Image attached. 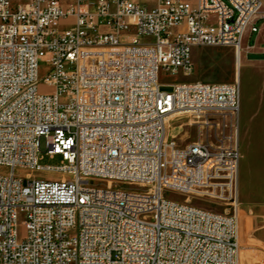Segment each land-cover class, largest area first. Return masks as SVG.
<instances>
[{
  "label": "built area",
  "instance_id": "2783aa9c",
  "mask_svg": "<svg viewBox=\"0 0 264 264\" xmlns=\"http://www.w3.org/2000/svg\"><path fill=\"white\" fill-rule=\"evenodd\" d=\"M262 29L264 0H0V264H240L238 131L168 135L179 114L238 126L239 81L159 77L193 75L194 48L240 64Z\"/></svg>",
  "mask_w": 264,
  "mask_h": 264
},
{
  "label": "rangeland",
  "instance_id": "374dc122",
  "mask_svg": "<svg viewBox=\"0 0 264 264\" xmlns=\"http://www.w3.org/2000/svg\"><path fill=\"white\" fill-rule=\"evenodd\" d=\"M261 25V22L258 26ZM70 24L62 22L61 30H67ZM264 29L249 37L248 33L242 42L243 55L241 66V80L237 76V61L230 48H194L192 61L195 64V73L185 77L161 73L159 84L161 91L172 93L174 85L181 82L201 80L214 83L240 82L241 111L239 125L231 120L221 122L220 126L201 128L198 120L190 114H179L168 124L169 138L184 146L199 140L209 141L220 145L236 130L240 142L239 165V198L241 211L239 217V233L241 243V264H264V60L251 62L258 57L250 55L248 50L252 46H263ZM50 72L47 63H41L39 75L46 76ZM48 90L41 87L40 92ZM42 151H45L42 143ZM60 159H48L43 165H57ZM9 170L0 168V174H8ZM15 174L26 178L52 177L58 175L42 172H32L17 169ZM126 188V187H125ZM173 198H180L177 194ZM193 204L221 211L206 202L193 200ZM24 217L19 219V233L22 237L26 229L23 226Z\"/></svg>",
  "mask_w": 264,
  "mask_h": 264
},
{
  "label": "crops",
  "instance_id": "0c3cea01",
  "mask_svg": "<svg viewBox=\"0 0 264 264\" xmlns=\"http://www.w3.org/2000/svg\"><path fill=\"white\" fill-rule=\"evenodd\" d=\"M248 53L250 55L258 57L257 59H255L254 61H251V62H258V61L264 60L263 59L264 58V38H263V46H261V47L252 46L251 50H248ZM241 66L242 65H240V68H241ZM240 204H241V201H240ZM240 211H241V208H240ZM240 264H241V250H240Z\"/></svg>",
  "mask_w": 264,
  "mask_h": 264
},
{
  "label": "bare ground",
  "instance_id": "6f19581e",
  "mask_svg": "<svg viewBox=\"0 0 264 264\" xmlns=\"http://www.w3.org/2000/svg\"><path fill=\"white\" fill-rule=\"evenodd\" d=\"M237 76L241 80V68H240V64L239 63L237 64ZM239 244H240V249H241L240 233H239Z\"/></svg>",
  "mask_w": 264,
  "mask_h": 264
},
{
  "label": "trees",
  "instance_id": "16d2710c",
  "mask_svg": "<svg viewBox=\"0 0 264 264\" xmlns=\"http://www.w3.org/2000/svg\"><path fill=\"white\" fill-rule=\"evenodd\" d=\"M264 59V58H263Z\"/></svg>",
  "mask_w": 264,
  "mask_h": 264
}]
</instances>
